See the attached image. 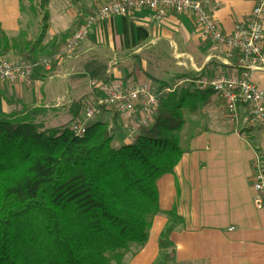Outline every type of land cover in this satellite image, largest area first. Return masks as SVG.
Here are the masks:
<instances>
[{"label":"crops","instance_id":"obj_1","mask_svg":"<svg viewBox=\"0 0 264 264\" xmlns=\"http://www.w3.org/2000/svg\"><path fill=\"white\" fill-rule=\"evenodd\" d=\"M210 2L214 8L209 18L218 34L226 36L233 25L245 20L253 0ZM97 4L91 0H45L40 9L44 17L38 24L36 15H29L16 0H0V35L9 42L34 44L36 64L28 88L0 84V115L29 110L42 123L67 126L78 123L79 111L90 103L87 84L92 81L151 88L149 81H173L187 87L197 78L235 76L231 62L222 67V56L198 41L185 15L166 14L156 23L143 12L111 18L88 28L83 41L65 57H51L59 38L77 28ZM261 32L264 35V10ZM0 60L13 61L8 57ZM168 62L184 72L168 77ZM248 85L264 98V74H251ZM103 115L90 124L106 123L111 137L118 140L117 122L110 116V123ZM184 118L177 135L184 153L170 176L155 186L158 215L150 220L144 244L129 251L120 264L156 263V237L166 225L164 213L169 210L180 225L167 238L168 264H264V211L250 208L248 170L256 155L264 175V123L245 130L243 111L238 110L237 122L228 125L210 99L205 108Z\"/></svg>","mask_w":264,"mask_h":264},{"label":"trees","instance_id":"obj_2","mask_svg":"<svg viewBox=\"0 0 264 264\" xmlns=\"http://www.w3.org/2000/svg\"><path fill=\"white\" fill-rule=\"evenodd\" d=\"M16 2L32 15L45 0ZM75 29L59 38L51 57ZM33 45L0 35V59L31 64ZM149 84L155 92L165 90ZM209 98V92L189 87L158 96L151 124L115 150L99 122L75 138L67 126H33L26 121L29 110L0 115V264H120L139 249L158 215L155 186L184 153L177 140L183 119L205 108ZM164 217L155 264L171 261L167 238L180 225L172 210Z\"/></svg>","mask_w":264,"mask_h":264},{"label":"built area","instance_id":"obj_3","mask_svg":"<svg viewBox=\"0 0 264 264\" xmlns=\"http://www.w3.org/2000/svg\"><path fill=\"white\" fill-rule=\"evenodd\" d=\"M93 7L74 32L64 41L57 57H65L86 35L88 28L111 18H128L146 13L151 22H159L166 14L185 15L196 31L200 43H207L216 55H221V66L229 62L236 70L235 76L213 79L197 78L190 83V90L209 92L210 100L219 105L221 117L228 125L237 122L238 110L243 111V128L252 130L264 123V98L248 85L251 74H264V35L261 20L264 0H253L252 7L240 23L233 25L227 36L218 34L209 14L213 10L210 0H91ZM177 58L172 57L175 61ZM36 64L0 60V84L28 88ZM96 96L95 103L85 109L81 122L68 125L67 131L75 138L82 136L84 128L99 109H110L119 121L122 139L129 141L134 132L147 128L155 112V100L167 95L166 90L157 93L151 87H124L116 82L92 81L87 84ZM250 208L264 211V175L256 155L248 163Z\"/></svg>","mask_w":264,"mask_h":264},{"label":"rangeland","instance_id":"obj_4","mask_svg":"<svg viewBox=\"0 0 264 264\" xmlns=\"http://www.w3.org/2000/svg\"><path fill=\"white\" fill-rule=\"evenodd\" d=\"M22 6V8L24 7L23 5H21ZM26 9V7L24 8V10ZM35 10H34V12H33V14H32V16L33 15H36V20H37V23L39 24V23H41L42 22V18L41 17H44V13H41L40 12V9H38L37 7H35L34 8ZM24 12V11H23ZM23 12H20V15L22 16V14H23ZM39 18V19H38ZM19 28H21V20L19 21ZM227 36V35H226ZM173 64L174 63H169L168 62V65H166V74H167V76L169 77V76H171V75H175V74H180L181 72H184V70L183 69H174L173 68ZM184 66V63H182L181 64V67H183ZM98 81H101L102 82V80H98ZM160 81H162V82H165V80L164 79H160ZM179 82V81H178ZM174 82L173 81H171V82H169V84H162V85H164V89L167 91L166 93H167V95L168 94H170V93H174V91H175V89H177V88H179V87H181V86H183L184 85V83L183 84H178V85H175V84H173ZM192 83V82H191ZM118 84V83H117ZM3 85H5V84H3ZM175 85V86H174ZM137 87V86H136ZM140 87H143V86H140ZM187 87H190V84L187 86ZM88 89V88H87ZM153 90H154V88H152ZM88 91H89V93H90V95H91V99H90V103L88 104V106H84L80 111H79V116H78V118H77V120L79 121V122H81V115H82V113H83V111L85 110V109H87L88 107H91L94 103H95V100H96V96H95V94L93 93V91L91 90V89H88ZM164 91V90H163ZM154 92H155V90H154ZM155 93H157V92H155ZM218 105V104H217ZM219 106V105H218ZM220 109V108H219ZM100 110H108L109 111V113H107L106 115H103V116H106V118L109 120V122L111 123L112 121H111V117H110V114L111 115H113V117H114V119H115V121L117 122V129H118V132H119V121L117 120V118L114 116V114L112 113V111L110 110V109H99V111H98V114L96 115V116H94V117H92L91 118V121L90 122H92L93 121V119H96V118H98V117H100L101 116V113H100ZM33 113H29V115H27V118L28 117H30V118H28V119H26V121L27 122H29L30 124H32L33 126H36V127H39L42 131H45V130H54V129H56V128H59V127H61V126H64V124H56V125H53V126H51V125H47V124H45V123H42L41 121L42 120H40V119H38L36 116H34V114L32 115ZM30 115H32V116H30ZM220 115H221V112H220ZM154 116V115H153ZM153 118V117H152ZM185 119V118H184ZM113 120V119H112ZM151 121H152V119H151ZM224 121V120H223ZM90 122L88 123V124H90ZM225 122V121H224ZM226 123V122H225ZM104 124H106V123H104ZM151 124V123H150ZM227 124V123H226ZM106 126V125H105ZM67 127H68V125H67ZM108 130V129H107ZM111 131V130H110ZM136 132V131H135ZM134 132V133H135ZM111 134V133H110ZM122 135H121V133L119 132V139L118 140H116V139H114V137H111V142H110V144H109V146H110V148L112 149V150H115V149H117L118 147H120V144L121 145H125V144H127L130 140H131V138H130V140L129 141H125L124 139H122Z\"/></svg>","mask_w":264,"mask_h":264}]
</instances>
